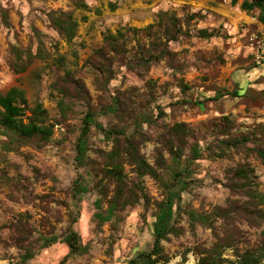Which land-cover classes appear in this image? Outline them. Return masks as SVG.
Wrapping results in <instances>:
<instances>
[{
	"label": "rangeland",
	"instance_id": "obj_1",
	"mask_svg": "<svg viewBox=\"0 0 264 264\" xmlns=\"http://www.w3.org/2000/svg\"><path fill=\"white\" fill-rule=\"evenodd\" d=\"M95 1L101 2L97 9L89 8L86 0H0V92L22 88L29 106L41 102L54 125L49 142L40 148L12 140L0 126V264L19 263L22 246L35 252L31 264H126L138 252L152 249L159 203L182 181L183 186L176 188L174 231L162 240L169 264L184 259L186 264L196 263L201 252L218 241L215 232L233 233L234 245L223 248L225 258L234 259L235 251L263 243L264 203L248 213L217 217L214 228L200 222L193 227L190 216L192 211L233 210L254 202L231 188L233 172L240 165L254 170L257 189L264 193V159L259 154L264 150V74L255 71L256 43L264 39L260 10L241 9L243 0L175 2L161 10L181 20L177 39L164 45L170 54L147 66L137 65L139 45L145 57L158 54L163 45L154 49L153 36L130 34L126 59H115L114 74L108 77L87 63L103 44L104 32L149 24H110L119 0ZM225 5L227 12L217 9ZM52 12L73 13L79 26L72 41L54 26ZM244 13L256 22L247 21ZM157 20L158 12L151 24ZM77 81L84 85L90 104L77 93ZM115 96L130 104L123 118L109 113ZM89 105L105 128L119 127L129 134L138 122L146 136L141 152L159 172L158 179L145 175L140 180L126 162L128 184L141 182L147 198L116 210L103 222L96 213L108 214L114 183L101 168L114 141L93 125L88 162H77L76 144ZM176 123L187 124L191 131L179 163L163 144ZM234 138L245 141L238 146L227 143ZM161 151L165 165L158 166ZM79 176L87 191L74 198V180ZM101 179L107 185L106 196L97 185ZM72 224L82 249L69 254L65 237ZM42 237L56 239L43 245Z\"/></svg>",
	"mask_w": 264,
	"mask_h": 264
},
{
	"label": "trees",
	"instance_id": "obj_2",
	"mask_svg": "<svg viewBox=\"0 0 264 264\" xmlns=\"http://www.w3.org/2000/svg\"><path fill=\"white\" fill-rule=\"evenodd\" d=\"M233 1L236 2L237 0ZM84 6L87 7V5ZM241 7L248 11L258 8L260 10V19L264 22V0H243ZM50 14L54 26L67 38L68 41H72L76 36L79 26L73 13L59 12L56 14L55 12H52ZM180 21V18L174 13L160 11L158 12V20L144 28L127 26L118 29L116 33H113L110 30L105 31L103 44L93 51L92 55L88 58L87 63L95 70H98L108 77H112L114 74L112 68L114 60L119 59L120 61H123L127 57V52H129L127 47L129 35L133 34V36H137L142 33L143 35L154 37L151 42L154 49L163 45L161 52L158 54L150 53L147 57L144 56V48L139 45L136 52H141V54L135 58V63L137 65L147 66L151 60H157L162 58L165 54H170V52L166 51V46L164 45H166L165 42L168 40L177 39L182 31L179 26ZM148 52L153 51L149 49ZM69 75L70 74H68V76ZM75 87L77 93L81 95L88 104H90V97L86 95L84 85L79 84L77 81ZM112 102L113 106L110 107L109 113L111 112L114 115L119 114L121 115L120 118H123V116H126L130 111V104H128L126 99L115 96ZM29 107L28 98L22 88L13 86L6 92H0V126L12 140L21 143H33L40 148L49 142L54 132V125L48 122L47 110L43 107L41 102L37 101L34 107ZM28 109H30V115L26 114ZM93 110L94 109L89 105L88 110L83 117L81 132L76 144V160L80 165L88 162L90 132L93 125L103 131L108 138L113 139V148L106 154L104 165L101 168L103 176L114 183V193L109 199L110 205L107 210L108 214L96 213L100 221L103 222L105 220H110L114 216L116 210L124 209L128 205H134L140 198H147V194L144 192L141 182L134 183V186L128 184L127 175L125 174L126 162L134 166L137 178L140 180L145 175H150L158 179L159 172L156 167L147 161L146 157L141 152V145L146 140V136L141 132L138 122L135 130L127 134L124 129L119 127L105 128L101 123L97 122ZM142 116L145 121H152L151 117L140 114L141 119ZM190 134L191 131L187 124L176 123L169 128L168 135L163 138V144L166 150L169 151L173 160L177 163L181 160L184 145L186 144V137ZM244 141V139L234 138L227 143H230L233 146H238ZM194 152L195 155H198V150H194ZM259 154L264 159V150L260 151ZM156 163L158 166L165 165L162 151L158 153ZM253 172L254 170L246 164L238 166L233 172V179H235V181L232 179L233 183L231 188L233 191L239 190L244 192L245 195L251 198L254 202H248L246 204L242 203L240 206H234L235 209L233 210V207L231 210L216 207L212 213H198L192 211L190 213L192 219L191 225L194 227L196 222H200L203 225L214 228V219L217 217L230 218L232 212L238 213L242 211L248 213L252 207H256V204L259 205L264 203V193L257 189V183L255 182V175ZM177 180L179 182L182 181L181 179ZM182 182L178 183L173 188L171 187L166 198L159 203V211L156 214V220L154 222L155 239L152 249L138 252L131 257L126 264H169L168 258L164 254L162 240L165 239L169 233L174 231L172 220L175 213L174 205L175 197L177 195L176 188L177 186L182 185ZM97 185H100V191L106 196L107 192L103 190V187H107V185L103 186L102 179L99 180ZM85 191H87V187L84 179L79 176L74 180V198H79V196ZM261 212L264 213V210L261 209ZM72 221V223H75L76 219H73ZM19 231L21 232V230ZM215 235L218 238V241L211 248H206L202 251L200 258L194 264H261L264 258V242L251 245L243 252L240 250L235 251V258L231 259L223 257V248L234 245L233 233L230 230H226L224 236H220L216 232ZM42 239H44L43 245H49L51 241L56 238L42 237ZM65 242L70 249L69 254L78 253L82 249L81 237L73 228V224L69 227ZM18 243H21L19 237ZM21 248L24 249V252L21 255V261L19 263L9 262V264H31L28 261L35 256V252L26 246H22ZM178 264H186L185 259Z\"/></svg>",
	"mask_w": 264,
	"mask_h": 264
},
{
	"label": "crops",
	"instance_id": "obj_3",
	"mask_svg": "<svg viewBox=\"0 0 264 264\" xmlns=\"http://www.w3.org/2000/svg\"><path fill=\"white\" fill-rule=\"evenodd\" d=\"M86 1L88 3L89 8L97 9L99 5H101L100 4L101 2H97L95 0H86ZM179 1L192 2V3L194 2L193 0H119V6L114 11L115 18H112L109 23L115 24L117 26L118 23L120 22L122 23L124 21L123 24L129 23L139 26H146L155 21L157 12L163 9L166 10L169 7H171L173 3ZM232 2L234 3L233 0ZM198 3L200 4V0H198ZM109 4H111V6L113 5L112 2ZM217 9L219 11H223V13L229 10L228 5H225V7L222 9L220 8ZM242 16H245L246 20L249 22H253V23L256 22V19L251 17L250 15L244 13L242 14ZM90 23L93 24L92 21ZM259 28L261 29L262 26L259 25ZM255 71H260L259 73L264 74V62L259 63L255 67ZM257 73L256 72L249 73L247 78H253L254 75H257Z\"/></svg>",
	"mask_w": 264,
	"mask_h": 264
},
{
	"label": "built area",
	"instance_id": "obj_4",
	"mask_svg": "<svg viewBox=\"0 0 264 264\" xmlns=\"http://www.w3.org/2000/svg\"><path fill=\"white\" fill-rule=\"evenodd\" d=\"M255 60L257 63L264 62V39L257 40L255 49Z\"/></svg>",
	"mask_w": 264,
	"mask_h": 264
}]
</instances>
